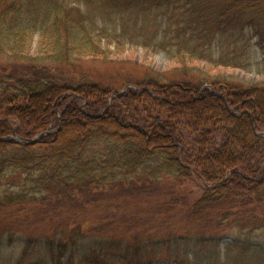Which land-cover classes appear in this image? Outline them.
<instances>
[{
	"label": "trees",
	"instance_id": "obj_1",
	"mask_svg": "<svg viewBox=\"0 0 264 264\" xmlns=\"http://www.w3.org/2000/svg\"><path fill=\"white\" fill-rule=\"evenodd\" d=\"M31 31L39 32L42 56L0 74V138L22 139H0V180L18 178L0 192V208L40 204L38 218L54 221L42 244L49 264H152L149 251L161 246L172 258L165 264H264V209L239 221L241 230L223 243L216 233L180 232L175 224L162 240L146 230L127 242L96 238L76 216L95 205L93 189L162 173L204 185L195 213L229 197L264 205V83L222 79L211 89L146 71L134 81L139 91L120 93L75 75L80 57L106 59L110 45L124 43L171 44L197 58L248 31L264 51V0H0V53L24 58ZM112 220L106 212L88 230Z\"/></svg>",
	"mask_w": 264,
	"mask_h": 264
},
{
	"label": "rangeland",
	"instance_id": "obj_2",
	"mask_svg": "<svg viewBox=\"0 0 264 264\" xmlns=\"http://www.w3.org/2000/svg\"><path fill=\"white\" fill-rule=\"evenodd\" d=\"M245 32L247 35L240 36V39L232 37L221 44L222 46L214 43L209 49L210 55L203 52L204 56L199 55L197 58L184 57L183 52L178 54L171 44L164 49L131 43L110 45L106 51V59L89 55L80 57L75 75H83L91 81L100 82L104 87L115 89L114 92L124 91L126 88L134 92L139 91L140 88L134 81L142 78L146 71L160 73L166 81L190 79L203 82V87L211 89L213 82L222 79L246 85H259L264 83V51L256 43L257 38L249 39L248 31ZM31 35V45L24 58L17 60L7 52L0 53V74L11 68L23 69L28 63V58L34 60L42 56L43 53L41 54L37 47L39 32H32ZM221 47L223 51L220 50L219 53L218 49ZM223 55L230 58L224 61L228 63L221 61L220 57ZM45 63L48 64V60ZM215 93L223 96L220 91ZM97 146L99 147L98 143L93 148L99 149ZM142 173L143 176L149 174L144 170ZM128 175L133 176L131 173ZM7 176L9 177L0 180V192L18 183L17 177L10 178L9 174ZM203 192L204 185L196 179L176 178L167 173H162L156 181L135 176L129 180L106 184L101 189H93L92 194L97 198L89 204L96 206L87 205V208L81 209L76 216L80 223H83V229L90 235L94 234L91 237L96 238L119 236L127 242L136 231L146 230L162 240L170 232L169 225L175 224L176 231L180 232L193 233L198 230L206 235L216 233L223 243L229 235H236L241 230L239 221L245 222L250 214L259 215L264 209V205L243 204L240 198L229 197L213 209L205 208L195 213L191 205L201 198ZM181 200H186L189 208L180 205ZM33 205L27 201L20 205L0 208V264H49V256L43 250L42 244L53 231L54 221L49 218L40 220L38 216L44 214L36 211V206L39 207L40 204ZM237 210H240L238 215L235 214ZM71 212L70 209L62 211V217ZM106 212L109 218L113 219V223L102 224L97 230H88L90 223ZM207 212L209 216L205 215ZM225 213H228L227 217ZM128 226H131L130 229ZM26 244L29 249L24 254ZM149 252L152 264H165L172 260L165 247L161 246L155 254L153 251Z\"/></svg>",
	"mask_w": 264,
	"mask_h": 264
},
{
	"label": "water",
	"instance_id": "obj_3",
	"mask_svg": "<svg viewBox=\"0 0 264 264\" xmlns=\"http://www.w3.org/2000/svg\"><path fill=\"white\" fill-rule=\"evenodd\" d=\"M121 92H123V90L122 91H120V93ZM48 133V132H47ZM44 133H40V134H38V135H36L35 137H33V138H31V139H27L25 142L26 143H33L34 141H36L37 139H39L42 135H43ZM1 140H14V141H16V142H21V138L20 137H17V136H13V137H11V138H0Z\"/></svg>",
	"mask_w": 264,
	"mask_h": 264
}]
</instances>
